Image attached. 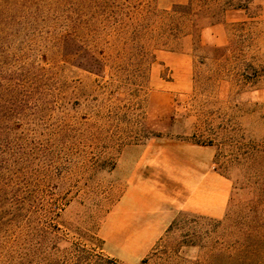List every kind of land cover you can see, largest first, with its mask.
Returning a JSON list of instances; mask_svg holds the SVG:
<instances>
[{"label":"rangeland","instance_id":"1","mask_svg":"<svg viewBox=\"0 0 264 264\" xmlns=\"http://www.w3.org/2000/svg\"><path fill=\"white\" fill-rule=\"evenodd\" d=\"M85 1L0 0V264L39 219L121 264H207L229 237L183 247L189 220L264 211V0Z\"/></svg>","mask_w":264,"mask_h":264},{"label":"trees","instance_id":"2","mask_svg":"<svg viewBox=\"0 0 264 264\" xmlns=\"http://www.w3.org/2000/svg\"><path fill=\"white\" fill-rule=\"evenodd\" d=\"M79 1L84 3H79L81 5L78 6V10L85 11V8L90 7V2ZM139 5L141 6L140 3L130 2V7H124V5L115 8L97 7L98 13L93 12V15L98 14L103 17L106 11H111L114 16L115 14L118 15L115 17L116 19H123L124 16L126 19H139V16L143 17L139 11ZM126 8H132L134 11L129 12V15H124ZM120 16L122 17L120 18ZM71 41H73L72 37L65 38L66 49ZM93 59L97 60L96 68L102 70L104 68L103 63L94 56ZM1 136L0 129V138ZM0 147L2 148L0 152L1 169L9 162V158L5 155L7 154L6 145L0 143ZM2 176L5 175L0 174V184L2 182L6 186V182H4L6 179ZM2 191L3 188L0 187V196ZM255 203L257 205L255 204L251 209L252 217L244 216L240 221L228 224V226H225L223 221H217L212 223L210 228L199 230L198 225L201 220H206L202 218L189 220L191 225L182 242L183 247H199L204 244L205 240L214 239L212 236L223 229L225 236H228L229 239L224 237L223 240H216L208 247L209 251L205 259L207 264H264V211L259 210V205L261 206L259 201ZM39 221L42 223L29 222L30 232L26 233L25 237L21 235L18 237V247L14 249L12 264H121L103 252L70 243L60 233L58 226L44 222L42 219ZM178 249L180 250V248ZM178 249L172 251L173 256L178 257ZM148 262L146 260L143 264H148Z\"/></svg>","mask_w":264,"mask_h":264},{"label":"crops","instance_id":"3","mask_svg":"<svg viewBox=\"0 0 264 264\" xmlns=\"http://www.w3.org/2000/svg\"><path fill=\"white\" fill-rule=\"evenodd\" d=\"M223 189L218 190V197L211 203L209 208L203 210L206 214L219 218L224 213Z\"/></svg>","mask_w":264,"mask_h":264}]
</instances>
